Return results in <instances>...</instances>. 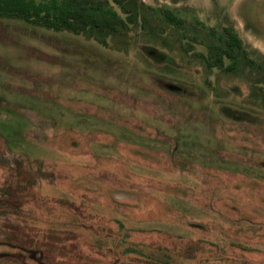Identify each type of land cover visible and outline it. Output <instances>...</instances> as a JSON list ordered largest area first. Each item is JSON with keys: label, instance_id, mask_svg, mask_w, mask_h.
Returning <instances> with one entry per match:
<instances>
[{"label": "rangeland", "instance_id": "rangeland-1", "mask_svg": "<svg viewBox=\"0 0 264 264\" xmlns=\"http://www.w3.org/2000/svg\"><path fill=\"white\" fill-rule=\"evenodd\" d=\"M95 1L0 18V264H264V0Z\"/></svg>", "mask_w": 264, "mask_h": 264}, {"label": "trees", "instance_id": "trees-1", "mask_svg": "<svg viewBox=\"0 0 264 264\" xmlns=\"http://www.w3.org/2000/svg\"><path fill=\"white\" fill-rule=\"evenodd\" d=\"M114 2L122 5L123 0ZM96 4L95 0H0V18H15L45 29L76 35L88 27L91 32L99 34L107 24L105 18L94 11ZM116 24H121L120 20ZM110 29L117 30L114 26ZM227 47L240 49V42L237 39L229 41ZM217 56L216 62H219L220 55Z\"/></svg>", "mask_w": 264, "mask_h": 264}]
</instances>
